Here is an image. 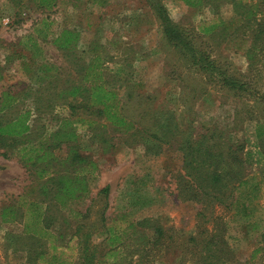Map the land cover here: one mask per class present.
I'll use <instances>...</instances> for the list:
<instances>
[{
    "label": "trees",
    "instance_id": "obj_1",
    "mask_svg": "<svg viewBox=\"0 0 264 264\" xmlns=\"http://www.w3.org/2000/svg\"><path fill=\"white\" fill-rule=\"evenodd\" d=\"M31 1L38 8H51L58 3V0ZM145 1L164 40L188 73L201 75L206 84H213L238 99L255 97L253 82L247 76L238 77L234 70L221 64L220 61L227 60L223 50H219L224 45L243 54L248 71L264 74V0H179L191 8L212 4L214 17L200 27L207 38L203 45L196 44L191 31L170 18L161 0ZM221 4L232 6L234 17L228 22L217 15ZM47 26L44 23L43 30L37 29L35 38L49 41L66 58L68 67H62V73L59 72L64 77L40 64V73L34 82L17 90H3L0 94V156L15 158L30 180L22 195L0 203V225H22L20 233L5 234L4 250L19 256L21 263L18 264H64L54 252H63L71 245L77 253L73 264H121L122 260L125 264L123 257L118 261L119 253L114 249L119 243V233L141 232L138 239L143 243L149 241L147 230L157 233L155 242L162 237L161 228L154 226L150 219L132 221L122 216L109 224L105 217L109 186L97 193L104 206L96 210L94 221L89 220L92 204L84 211L75 210L91 199L90 183L99 171L88 147L81 145V139L86 136L89 144L101 149V157L116 150L118 144L143 145L149 156H158L163 146L177 145L182 154V172L177 177L178 197L200 205L198 237L190 239L199 256L196 264H238L227 251L225 229L213 234L200 229L205 222L214 219L213 207L231 211L238 201L237 188L249 181L244 143H233L225 138L229 127L239 126L240 112L235 111L229 127L217 124L210 128L199 127L191 118L182 128L170 112L152 109V98L139 92L140 84L120 81V68L110 72L98 45L78 48L77 30L47 34L44 32ZM49 35L52 38L48 40ZM27 38L36 41L30 34ZM31 44L39 51L35 43ZM215 51L219 55L216 59L211 57V52ZM18 58L20 70L25 66L21 52ZM120 87L126 89L122 97ZM188 89L191 95L194 89L192 86ZM188 96L183 92L180 99ZM56 107L67 109L69 115L58 116L54 112ZM260 120H255V138L264 158V121ZM83 129L84 136L78 132ZM90 202H94L93 198ZM98 236H105L103 244L108 250L102 243L93 242ZM109 258L114 261L108 262Z\"/></svg>",
    "mask_w": 264,
    "mask_h": 264
},
{
    "label": "rangeland",
    "instance_id": "obj_2",
    "mask_svg": "<svg viewBox=\"0 0 264 264\" xmlns=\"http://www.w3.org/2000/svg\"><path fill=\"white\" fill-rule=\"evenodd\" d=\"M161 2L170 18L190 30L196 44L203 45L207 38L200 27L214 17L212 4L191 8L179 0ZM217 15L225 22L230 21L234 17L232 6L221 4ZM44 23L48 24L44 31L47 34L64 29L77 30L80 36L78 48L98 45L110 72L120 68V81L140 84L139 92L152 98V109L170 112L182 128L191 118L199 127L210 128L214 124L229 127L235 111L240 112L239 126L235 124L236 129L229 127L225 138L233 143H244L249 181L237 188L238 201L232 210L213 207L211 215L214 219L205 222L200 231L205 228L213 234L225 229L223 236L227 251L238 264H264V158L255 138V120L264 121V74L248 71L243 54L226 49L224 45L219 52L223 50L227 61L219 60L220 63L234 70L238 77L247 76L253 82V92H257L255 97L238 99L213 84H206L201 75L193 71L188 73L187 67L164 40L145 0H58L51 8H38L31 0H0V92L3 89L17 90L34 82L40 73V64L51 67L55 74L64 77L59 72L62 73V67H68L66 58L49 41L35 38L37 29H44ZM29 34L37 42L33 37L29 40ZM50 38L49 35L48 40ZM31 43H35L40 52L32 48ZM19 52L25 63L20 70L17 68L20 66ZM211 57L216 59L219 55L215 51L211 52ZM189 86L194 89L191 95ZM119 90L121 97L124 96L126 89L120 87ZM183 92L189 96L181 100ZM54 112L58 116L69 115L62 107H56ZM78 132L86 135L84 129ZM81 145L88 147L99 171L90 183L94 202L87 199L75 210L84 211L92 204L89 220L94 221L96 210L104 206L97 193L109 186V205L105 211L109 224L113 219L125 216L132 221L150 219L162 230L158 242H155L158 236L154 230L145 231L149 241L144 243L138 239L141 232L119 233V243L114 246L119 253L118 261L123 257L125 264H196L199 256L190 239L198 237L200 205L178 197L177 177L182 172V154L177 145L163 146L158 156H149L143 145L118 144L116 150L102 157L101 149L89 144L86 136L81 139ZM8 162L0 157V166L5 168L0 172L1 202L10 200L13 193L25 190L30 181L27 173ZM20 229L17 224L0 226V262L21 263V258L6 252L3 245L7 232ZM104 240L105 236L93 238L95 244L102 243V247L108 250ZM69 248L54 252L64 264H73L77 259L76 249L71 245ZM134 250L137 251L133 253ZM113 261V258L108 259L110 263Z\"/></svg>",
    "mask_w": 264,
    "mask_h": 264
},
{
    "label": "crops",
    "instance_id": "obj_3",
    "mask_svg": "<svg viewBox=\"0 0 264 264\" xmlns=\"http://www.w3.org/2000/svg\"><path fill=\"white\" fill-rule=\"evenodd\" d=\"M3 90H6V89H3ZM13 90V89H12ZM0 94H1V92H0ZM27 105H29V103H27ZM1 157V156H0ZM2 158V157H1ZM4 159V158H3ZM4 160H6V161H9V162H13L15 165H17L20 169H22L25 173H26V171L19 165V163L17 162V160L15 159V158H11V159H4ZM8 162V163H9ZM2 168H4L3 166H1ZM5 170V168L4 169H0V172L1 171H4ZM29 184V183H28ZM27 184V185H28ZM27 185H25V187L27 186ZM25 187H24V189H25ZM22 192H20V193H13V195L14 196H12V197H10L11 199L12 198H17L18 196H20V195H22L23 194V191L24 190H21ZM7 195V194H6ZM3 196H5V193L3 194ZM91 196V195H90ZM1 198V197H0ZM1 200L2 199H0V203H1ZM13 224H17V223H12V224H6V225H0V226H10V225H13ZM17 225H19L20 227H21V229L18 231V232H16V233H20V231L22 230V225H20V224H17ZM14 256V255H13Z\"/></svg>",
    "mask_w": 264,
    "mask_h": 264
}]
</instances>
